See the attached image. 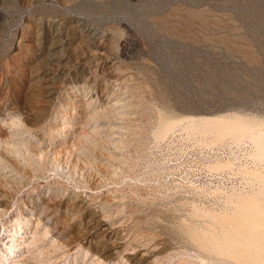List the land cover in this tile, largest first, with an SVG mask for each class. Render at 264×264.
<instances>
[{
	"label": "rangeland",
	"instance_id": "374dc122",
	"mask_svg": "<svg viewBox=\"0 0 264 264\" xmlns=\"http://www.w3.org/2000/svg\"><path fill=\"white\" fill-rule=\"evenodd\" d=\"M263 251L264 0H0V264Z\"/></svg>",
	"mask_w": 264,
	"mask_h": 264
},
{
	"label": "bare ground",
	"instance_id": "6f19581e",
	"mask_svg": "<svg viewBox=\"0 0 264 264\" xmlns=\"http://www.w3.org/2000/svg\"><path fill=\"white\" fill-rule=\"evenodd\" d=\"M253 213H254V212H253ZM249 216H251V215H249ZM234 237H235V236H234ZM234 237L232 236V238H234ZM232 238H230V239H232ZM9 239H10V238H9ZM235 239H236V238H235ZM235 239H232V240L235 241ZM236 240H237V239H236ZM237 241H238V240H237ZM237 241H235V242L238 243V244L241 246L242 243L240 244V243H239L240 241H239V242H237ZM229 242H232V241H229ZM9 243H10L9 246H8L9 249H12L13 246H16V241H15L14 239H11V240L9 241ZM227 243H228V242H227ZM232 243H233V242H232ZM232 243H231V244H232ZM228 244H229V243H228ZM228 244H227V245H228ZM238 244H237L236 246H238ZM201 245H202V244H201ZM233 245H234V243L232 244V246H233ZM225 246H226V245H225ZM222 248H223V247H222ZM244 249H245V248H244ZM254 249H258V248H254ZM262 250H263V249H262ZM223 251H224V250H222L221 252H223ZM256 251L258 252V250H256ZM259 251H260V250H259ZM11 252H14V251L12 250ZM257 252H256V253H257ZM260 253H261V251H260ZM262 254H264V251H263ZM243 255H244V254H243ZM239 256H240V255H239ZM16 261L18 262V261H22V260L17 259ZM245 263H246V262H245Z\"/></svg>",
	"mask_w": 264,
	"mask_h": 264
}]
</instances>
